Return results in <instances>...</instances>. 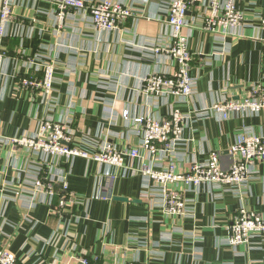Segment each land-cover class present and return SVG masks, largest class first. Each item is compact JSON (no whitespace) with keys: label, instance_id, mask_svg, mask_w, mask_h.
Instances as JSON below:
<instances>
[{"label":"crops","instance_id":"0c3cea01","mask_svg":"<svg viewBox=\"0 0 264 264\" xmlns=\"http://www.w3.org/2000/svg\"><path fill=\"white\" fill-rule=\"evenodd\" d=\"M113 1L132 14L119 29L107 31L79 14L58 25L48 0H12L0 71V246L18 264H81L80 257L102 264H264V234H253L248 246H232L227 239V226L242 203L264 214V161L254 165L244 202L218 182L197 187L178 182L170 187L187 200V212L167 215L161 193L141 170H159L170 156L140 149V157L122 166L92 157L103 143L140 146L132 118L147 113L163 118L172 107L185 115L184 141L174 156L179 172L204 162L211 150L220 152L226 166L238 133L264 137V108L227 117L213 108L244 98L252 85L264 86V0H235L244 21L234 35L200 26L207 0L191 7L183 32L195 86L185 98H149L142 90L144 76L175 71L172 58L151 52L169 43L168 0ZM32 58L29 66L25 61ZM47 61L55 66L49 95L21 85L25 76L39 77L37 65ZM41 120L70 122L72 145L87 157L35 153L13 143L32 136ZM37 170L54 183L66 176L75 201L60 209L58 184L51 196L35 191Z\"/></svg>","mask_w":264,"mask_h":264},{"label":"built area","instance_id":"2783aa9c","mask_svg":"<svg viewBox=\"0 0 264 264\" xmlns=\"http://www.w3.org/2000/svg\"><path fill=\"white\" fill-rule=\"evenodd\" d=\"M55 11L58 25L69 15L79 14L90 17L99 30L112 31L119 29L122 21L132 14V10L113 0L88 2L86 0H48ZM196 2L202 0H168L166 24L170 28L169 43L163 47L151 48L153 54H164L175 61V71L171 74H148L142 78V90L149 98L161 94L187 97L192 94L195 80L189 75L193 55L188 48L187 37L183 32L186 27V14ZM12 0H0V71L6 53L2 47V39L6 34L7 23L13 19ZM244 21L243 12L235 5V0H207L200 20V26L212 33L234 35ZM264 29V15L260 17ZM33 59L25 62L33 65ZM38 66L39 77L25 76L21 85L31 90H40L49 95L53 89L55 66L51 61ZM213 108L227 117L230 112L250 110L256 112L264 108V86L252 85L247 96L240 100L226 99L214 104ZM122 117L128 119V111L122 110ZM134 129L140 136V146L116 147L103 143L92 157L111 166H122L126 159L140 157V149L151 156L162 153L170 156L166 165L154 170L144 167L141 173L151 180V187L161 193L163 211L167 215H185L187 200L173 190L170 185L182 182L184 186L197 187L201 183L218 182L229 186L244 202L249 193V185L253 178L256 161H264V137L246 133H238L228 147L230 162L224 166L221 163L220 152L211 150L204 162L194 161L189 171L179 172L175 162L177 149L184 141L185 115L179 108L172 107L167 116L155 118L152 114L132 118ZM73 128L70 122L41 120L34 134L30 137L14 139L13 143L21 145L35 153L47 152L65 156L67 159L75 155L86 156L83 149L74 147ZM33 186L35 191H44L53 195L56 184L60 189L58 207L64 209L67 203L75 201V194L63 176L54 183L46 179L43 171L35 173ZM114 176L110 177L113 180ZM104 195V194H103ZM227 239L230 245L243 244L248 246L253 234H264V214L259 210L248 208L242 203L231 217L227 226ZM81 264H102L80 257ZM0 264H18L16 255L6 246H0ZM105 264V263H103Z\"/></svg>","mask_w":264,"mask_h":264},{"label":"water","instance_id":"95a60500","mask_svg":"<svg viewBox=\"0 0 264 264\" xmlns=\"http://www.w3.org/2000/svg\"><path fill=\"white\" fill-rule=\"evenodd\" d=\"M118 199H120V200H126L127 198H118Z\"/></svg>","mask_w":264,"mask_h":264},{"label":"rangeland","instance_id":"374dc122","mask_svg":"<svg viewBox=\"0 0 264 264\" xmlns=\"http://www.w3.org/2000/svg\"><path fill=\"white\" fill-rule=\"evenodd\" d=\"M248 195H249V193H248ZM248 195H247V196H248Z\"/></svg>","mask_w":264,"mask_h":264}]
</instances>
